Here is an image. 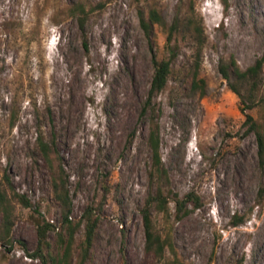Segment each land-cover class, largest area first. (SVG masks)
Masks as SVG:
<instances>
[{
  "label": "rangeland",
  "instance_id": "obj_1",
  "mask_svg": "<svg viewBox=\"0 0 264 264\" xmlns=\"http://www.w3.org/2000/svg\"><path fill=\"white\" fill-rule=\"evenodd\" d=\"M226 1L0 0V185L31 205L11 200L13 244L0 243V264H42L29 254L45 223L55 227L48 233L54 254L62 250L59 234L67 237L51 169L39 151L41 135L57 151L55 170L64 167L73 222L87 206H99L102 182L114 187L84 264H264V162L257 135L246 134L240 99L220 71L231 61L246 71L264 57V0ZM151 10L168 28L180 23L173 51L159 26L151 38L145 33L141 13L148 19ZM188 21L205 31L204 97L192 90L197 49ZM154 55L172 58L168 85L155 99L169 177L163 182L150 178L153 116L143 113ZM239 88L246 95L249 84ZM257 97L248 112L264 130V66ZM163 184L171 198L193 193L202 206L190 203L182 219L174 203L168 216L153 211L156 231L173 246L156 258L145 251L141 209ZM83 238L84 227L74 262Z\"/></svg>",
  "mask_w": 264,
  "mask_h": 264
},
{
  "label": "trees",
  "instance_id": "obj_2",
  "mask_svg": "<svg viewBox=\"0 0 264 264\" xmlns=\"http://www.w3.org/2000/svg\"><path fill=\"white\" fill-rule=\"evenodd\" d=\"M225 5L227 1L224 0ZM79 21L81 26L84 27L85 19L87 16L84 7H79ZM142 27L151 38L154 34L155 26H159L168 34L167 47L173 51L172 40L174 35L178 32L180 23H174L170 28L167 27L166 22L161 17L158 11L151 10L149 18L147 19L144 13H141ZM191 21L187 22L189 31L192 34L194 43L197 49V59L194 65L192 75V90L199 92L201 97L206 95L207 84L204 79L199 78V70L201 63V54L206 44L205 31L202 27H195L191 29ZM86 48L88 45L85 44ZM154 64V76L150 85L147 100L144 104L143 113H151L153 118L151 119V128L148 138V144L152 153V168L150 172L151 180L164 181L169 180L168 171L166 170L162 155H161V135L160 126L156 121V116L161 113V108L156 106V97L167 87L169 78L172 74V58L159 61L157 56L153 57ZM264 57L257 61L255 66L249 68L246 71H241L235 61H231L230 65L221 66V74L228 81L229 88L235 93L241 104V113L245 116L246 121L244 125L247 127L246 134L255 133L258 137L260 156L264 162V130L260 129L259 125L255 121L254 117L248 112L254 109L258 105V78L263 70ZM234 78L236 82H234ZM248 83L249 90L246 95H243L240 91L239 84ZM38 146L40 154L44 162L51 169V180L54 191V197L59 202L62 212L63 221L62 225L66 228L67 237L59 234L58 243L62 249L60 253L54 254L50 251L51 245L48 241V233L55 230V227L51 224L45 223L38 227V246L33 254H29L31 258L39 259L42 264H84L91 257V250L94 246V242L97 236L98 228L100 225V211L108 198L114 191V187L109 182L101 183L102 200L99 206L89 205L85 209L80 221L73 222L71 220L73 211V201L71 193L68 188V178L66 176L64 167L60 164L58 170H55V163L57 157L54 154L57 153L55 147L47 143L43 136H39ZM107 180V179H106ZM10 184L9 180L7 179ZM1 187V185H0ZM12 199H16L23 206L30 207V201L24 195L13 192V196L10 198L6 189L0 188V243L3 247H12V229L14 227V221L12 216ZM175 204L176 218L182 219L189 214L188 206L193 203L196 208L202 206V200L200 197L193 193L188 194L185 198H180L177 194L171 198L165 193L164 184L159 186L157 192L154 195H149L146 198L145 204L141 209V216L143 219V225L146 233L145 251L148 255H153L156 258H163L166 249H172L173 246L169 239L164 238L155 229L153 211L169 215L170 204ZM84 227V238L78 246V255L74 262V245L76 242V235ZM25 250L26 246L22 244ZM28 253V251H27ZM177 264H181L177 262Z\"/></svg>",
  "mask_w": 264,
  "mask_h": 264
}]
</instances>
